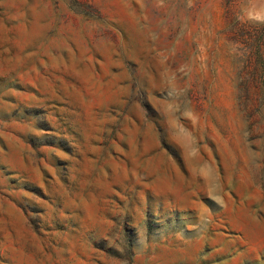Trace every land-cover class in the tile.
<instances>
[{
  "label": "rangeland",
  "instance_id": "374dc122",
  "mask_svg": "<svg viewBox=\"0 0 264 264\" xmlns=\"http://www.w3.org/2000/svg\"><path fill=\"white\" fill-rule=\"evenodd\" d=\"M0 264H264V0H0Z\"/></svg>",
  "mask_w": 264,
  "mask_h": 264
}]
</instances>
